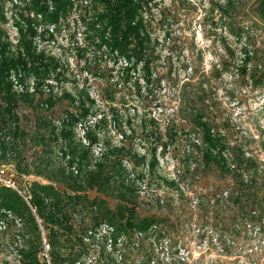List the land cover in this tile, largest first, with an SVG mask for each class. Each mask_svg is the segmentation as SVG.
Masks as SVG:
<instances>
[{
	"label": "rangeland",
	"instance_id": "1",
	"mask_svg": "<svg viewBox=\"0 0 264 264\" xmlns=\"http://www.w3.org/2000/svg\"><path fill=\"white\" fill-rule=\"evenodd\" d=\"M5 2L0 0V31L15 37L13 24L17 19L14 17V21L12 16L26 5L12 8L7 1L4 15ZM257 2L240 0L239 12L232 10L223 17L219 8L225 0L152 2L145 12L153 39L149 69L144 62L127 66L122 56L110 52L97 39L80 37L82 26L65 22L53 35L54 43L44 47L61 64L59 79H52L54 93L36 94L39 104L15 99L23 127L33 128L41 113L59 118V124L61 116L78 109L72 98L62 95L65 91L73 96L89 93L107 112L115 108L121 116L133 118V135L127 140L120 136L114 123L108 125V137L112 144L126 143L138 156L145 157L143 164L134 159L125 162L133 173H147L141 184L138 212L156 213L166 219L163 236L153 254L157 263L264 264L261 233L249 226V231H244L247 227L243 228L242 216L235 215L232 200L223 199L221 203V198L214 196L222 188L230 191L232 175L221 173L201 150L192 158L191 169L180 167L189 141L201 136L193 117L201 113L215 130L225 132L232 143L243 144L264 168V23L254 17ZM35 3L39 4L37 0ZM237 26L255 30L250 44L255 55L247 67L242 63V43L232 33ZM244 69H248L247 74L242 73ZM254 70L260 77L258 83L250 80ZM13 98L9 96L11 101ZM0 102L6 103V99L0 98ZM42 104L45 110H41ZM91 118L95 117L89 116L88 120ZM82 130L79 124L78 138L82 137ZM94 150L100 155L98 147ZM0 176L1 185L14 183L26 192L34 180L47 183L34 174H19L13 161L0 164ZM161 178H176L182 193L172 190ZM90 194L94 196L96 192ZM258 200L263 201L264 195ZM110 203L113 205L114 200L110 199ZM27 204L36 214L34 206ZM25 219L21 223H26ZM37 220L41 225L38 217ZM6 222L10 226L7 224L5 241L0 242V264H21L17 247L11 242L21 225ZM234 233L240 235L239 239L229 242V235ZM47 235L41 225L43 243L48 242ZM40 256L47 259L44 244ZM47 262L51 264L50 259Z\"/></svg>",
	"mask_w": 264,
	"mask_h": 264
},
{
	"label": "trees",
	"instance_id": "2",
	"mask_svg": "<svg viewBox=\"0 0 264 264\" xmlns=\"http://www.w3.org/2000/svg\"><path fill=\"white\" fill-rule=\"evenodd\" d=\"M100 1L103 11L96 13L89 22L90 36L110 52L122 56L127 66L144 62L149 69L153 39L145 12L157 0ZM239 1L225 0L219 8L221 17L232 10L237 14L241 7ZM33 8L43 12L49 21H57L67 14L70 5L68 0H56L53 13H47L44 4L35 3ZM254 15L264 23V0H258ZM251 29L249 26L232 29L242 43L245 67L255 55L250 48L254 30ZM33 35L32 27L21 28L23 51L12 52L7 43L0 46V98L6 99V103L0 102V122L3 124L0 126V164L13 161L19 174H34L47 181L34 180L27 187L36 214L15 190L0 184V219L7 218L3 210H9L21 221L26 217V223L21 224L11 241L17 247L20 263L48 264L40 256L43 240L38 217L48 231L51 264H156L153 254L157 241L163 236L161 231L166 219L156 213L141 215L138 212L141 184L146 181L147 173L135 174L125 162L134 159L143 164L145 157L138 156L126 143L112 144L108 137V125L114 123L120 136L127 140L133 135V118L121 116L115 108L107 112L89 93L73 96L65 91L62 95L72 98L78 109L61 116L59 124H56L59 118L47 113L39 114L33 128L20 124L22 117L16 110L15 99L19 97L35 103L36 94L15 92L8 79L9 70L21 68L25 75L32 72L39 84L52 73L57 79L61 75L59 60L44 51L38 52L33 45ZM241 71L248 73V69ZM249 76L253 83H258L260 77L256 70ZM11 95L14 96L12 101ZM43 105L41 110H45ZM89 116L95 118L88 120ZM193 117L201 136L189 141L180 167L191 169L192 158L201 150L208 160L215 162L221 173L232 175L230 191L222 188L214 192V196H219L221 203L223 199H231L236 208L235 215L242 216L243 228L258 229L257 234L261 233L264 238V200H258L264 195V168L243 144L232 143L225 132L215 130L203 114L196 113ZM79 124L83 132L78 138ZM99 144L103 150L96 155L94 149ZM156 151L153 153L157 161ZM161 179L172 190L182 193L176 178ZM91 191L96 195L91 196ZM110 199L114 200L113 205ZM8 221L15 223L12 219ZM8 226L0 231V242L5 241ZM229 236L232 238L229 242L240 237L235 233Z\"/></svg>",
	"mask_w": 264,
	"mask_h": 264
},
{
	"label": "built area",
	"instance_id": "3",
	"mask_svg": "<svg viewBox=\"0 0 264 264\" xmlns=\"http://www.w3.org/2000/svg\"><path fill=\"white\" fill-rule=\"evenodd\" d=\"M7 1L10 3L11 7L14 8L19 5H26V8H21L19 10L20 13L13 14L12 19L16 17V21L13 24L14 29L16 30V36L13 37L12 35L9 37L8 32L7 35L0 31V46L3 43H7L8 48L12 52H20L22 50L21 46V28L27 30L29 27H32L34 30V35L32 37L33 45L37 49L38 52L44 51L46 54H49L45 46L54 43V39H52L53 35L56 34L59 28L65 26V22L70 23L72 26L76 24L82 26V32H79L78 35L80 37L90 36L91 33L88 29V24L94 18V15L98 12L103 11V6L100 0H68L70 8L65 15H61L57 21H49L45 14L41 11H36L33 6L35 4V0H6L5 4L2 3L3 9L5 10L4 15L6 13V4ZM39 4H44L47 8V13H53L56 8V0H37ZM27 14H25L26 12ZM2 16L5 20V16ZM10 18V17H9ZM6 21V20H5ZM7 22V21H6ZM88 34H87V32ZM98 41V40H97ZM50 55V54H49ZM55 78L53 73L51 77L46 79L45 82L39 84L38 79L35 74L25 75V72L21 68H12L8 72V79L11 82L13 90L18 94H51L54 93V86L52 79ZM87 143L86 140H84ZM100 146H96L99 148L100 153L102 152L103 148L101 144ZM98 150V149H97ZM74 168V167H73ZM1 177V176H0ZM12 182L11 180H9ZM6 186L11 187L15 190L20 196L24 198L25 201L30 203L32 196L30 192L20 186H16L14 183H7ZM27 189V188H26ZM25 190V191H24ZM34 211L36 209L32 207ZM7 216L6 219H0V229L3 231L7 227L6 220H14L17 225H21L20 218H16L9 210H3ZM41 226V225H40ZM44 254H46L47 259H50L49 250L50 245L47 240H44ZM47 247V248H46ZM46 259V260H47Z\"/></svg>",
	"mask_w": 264,
	"mask_h": 264
}]
</instances>
